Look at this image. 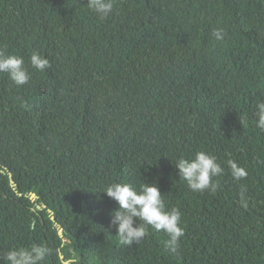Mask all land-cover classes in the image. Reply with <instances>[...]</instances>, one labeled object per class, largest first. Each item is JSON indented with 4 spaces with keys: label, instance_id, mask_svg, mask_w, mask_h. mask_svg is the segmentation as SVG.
<instances>
[{
    "label": "trees",
    "instance_id": "1",
    "mask_svg": "<svg viewBox=\"0 0 264 264\" xmlns=\"http://www.w3.org/2000/svg\"><path fill=\"white\" fill-rule=\"evenodd\" d=\"M87 2L0 0V52L30 73H0V264L32 244L44 264H264V0H114L104 19ZM199 151L224 168L215 193L178 175ZM113 183H155L181 211L176 252L151 227L120 242Z\"/></svg>",
    "mask_w": 264,
    "mask_h": 264
},
{
    "label": "clouds",
    "instance_id": "2",
    "mask_svg": "<svg viewBox=\"0 0 264 264\" xmlns=\"http://www.w3.org/2000/svg\"><path fill=\"white\" fill-rule=\"evenodd\" d=\"M87 8L99 18L108 17L114 10V0H88ZM216 40L224 39L223 29L217 28L212 32ZM31 66L41 72L48 69L50 61L37 52L29 58ZM8 73L16 86H23L30 80V73L25 67L22 56L5 55L0 52V73ZM256 126L264 130V101L256 106ZM233 179L239 181L247 177V170L238 166L234 161L227 162ZM175 167L179 177L183 178L193 192L215 193L219 187L215 179L224 173L223 166L217 157L204 151L195 153L193 158L180 159ZM112 198L118 208L112 215L111 224L116 228L123 245L131 246L142 241L148 227L164 232L169 239L165 242L171 252L179 248L180 238L185 235L181 226V211L178 208H166L164 195L155 183H143L139 188L131 183H113L101 192ZM52 254L51 249L41 244H32L28 248L20 247L8 250L4 254L7 264H44Z\"/></svg>",
    "mask_w": 264,
    "mask_h": 264
},
{
    "label": "water",
    "instance_id": "3",
    "mask_svg": "<svg viewBox=\"0 0 264 264\" xmlns=\"http://www.w3.org/2000/svg\"><path fill=\"white\" fill-rule=\"evenodd\" d=\"M10 181H11V183H13V180L12 179ZM30 198L31 199H35L36 198V194L35 193H31L30 194ZM52 219H53V217H52ZM58 232H59L60 235H62V229L61 228H59V231Z\"/></svg>",
    "mask_w": 264,
    "mask_h": 264
}]
</instances>
